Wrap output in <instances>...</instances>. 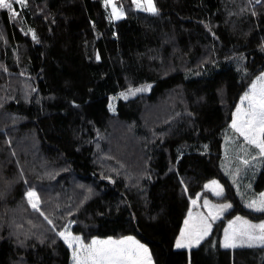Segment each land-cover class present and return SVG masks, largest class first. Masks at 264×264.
Here are the masks:
<instances>
[{"label": "trees", "instance_id": "obj_1", "mask_svg": "<svg viewBox=\"0 0 264 264\" xmlns=\"http://www.w3.org/2000/svg\"><path fill=\"white\" fill-rule=\"evenodd\" d=\"M103 1L0 8V264H71L57 233L68 221L86 241L134 235L155 264H264V246L221 244L228 218L264 219L224 162L233 112L264 70V0H154L155 14L117 0L116 20ZM213 178L232 207L176 248ZM252 186L264 190V157Z\"/></svg>", "mask_w": 264, "mask_h": 264}, {"label": "snow or ice", "instance_id": "obj_2", "mask_svg": "<svg viewBox=\"0 0 264 264\" xmlns=\"http://www.w3.org/2000/svg\"><path fill=\"white\" fill-rule=\"evenodd\" d=\"M13 3L24 4V0H0V8H6L12 11L13 16L16 15L12 9ZM107 5L112 6V18L120 19L123 15L122 9H118L113 0H105ZM138 9L145 12L157 13L153 0H133ZM146 5V6H145ZM33 33V39H35ZM259 84V87H257ZM144 88L135 91H144ZM134 95V92H130ZM127 96H125V99ZM247 107H244V104ZM241 137L244 138L248 145L254 146L259 150V155L264 157V73L257 77V81L253 83L248 91L241 97V104L237 106L233 112V119L230 125ZM248 163L247 160L244 161ZM216 196H221L224 189L221 185L213 180L210 185ZM28 202L32 208L39 211V198L34 191L26 193ZM192 204L196 205L197 201L192 200ZM204 206L209 208L207 216L197 214L198 220H194L192 210H189L188 218L185 220V227L181 230L180 235L175 242L176 248H190L198 245L207 237L212 229V223L228 209L232 207L230 204L209 206V201H204ZM255 211L264 212V193L259 198L253 199L246 205ZM43 214V213H41ZM237 221H241L240 217H236ZM51 223V221H49ZM233 222H230V225ZM242 227L238 229H225V236L222 247L235 248L238 245H247L253 247L257 245L264 246V222L254 225L248 221H241ZM71 222L65 226V231L58 233L64 242L72 249L73 264H151V256L148 248L135 240L133 237H124L123 239L107 240L93 239L91 243L84 244L79 236H73L68 229Z\"/></svg>", "mask_w": 264, "mask_h": 264}, {"label": "rangeland", "instance_id": "obj_3", "mask_svg": "<svg viewBox=\"0 0 264 264\" xmlns=\"http://www.w3.org/2000/svg\"><path fill=\"white\" fill-rule=\"evenodd\" d=\"M133 1V0H132ZM141 2H143V0H141ZM113 3L115 4V6L118 8V9H122L123 11V15L122 17L126 16L127 13H126V10L123 6H121L117 0H113ZM153 3H154V0H153ZM103 5H104V8L106 9L107 11V15H108V18L110 20H116V19H113L112 18V6L111 5H107L105 3V0L103 1ZM155 5V4H154ZM251 5H253V3H251ZM135 8L138 9L136 7V5L134 4ZM146 6V5H145ZM142 10V8L140 9ZM121 17V18H122ZM261 73H264V70L262 72H260L258 75L255 76V78L253 79L252 83L250 84V86L246 89V91H248L250 89V87L253 85L254 82L257 81V77H259L261 75ZM257 87H259V84H257ZM140 88H144L145 90L144 91H148L150 89V85H144V84H140V85H134V86H130L128 88H125L123 90H121L119 93H117L116 95H112L110 97V102H109V107L114 110L115 106H116V103L118 101V99L120 98H123L125 99V96H127V98H130V97H133L139 93H142L144 91H135L136 89H140ZM245 91V92H246ZM130 92H134L135 94L134 95H130L129 93ZM245 92L241 95V97L245 94ZM241 97L237 103V106L241 104ZM236 106V108H237ZM244 107H247V104L245 102L244 104ZM236 108L234 110V112L236 111ZM232 123V121H231ZM244 139V138H243ZM243 139L242 137L235 132L234 129L230 128L229 129V133L227 134V138H226V145H225V152L226 154H224V162H225V173L226 175L230 178V180L233 182L234 184V187H235V191L238 195H242L243 194H246L248 193V191H251V189L253 188V186L250 185L248 179L246 178L245 180H241V176L238 175V176H235L234 175V171L235 170H242V163L243 161L239 159V157H236V155H241V154H248L249 152H251L253 150L252 146L250 145L249 147H246V144L244 145L243 143ZM235 140V141H234ZM255 148V147H254ZM255 153H258L256 151L253 152L251 158L252 160L255 162L256 159H255ZM233 154V155H232ZM217 181L221 187L224 189V186L223 184L217 179V178H213L209 181ZM252 180V179H251ZM208 181V182H209ZM225 193V190L223 191V194ZM222 194V195H223ZM221 195V196H222ZM216 197H220V196H216L214 195L213 193V189L212 188H206L205 187V193L204 194H200L198 195L197 197H195V199H192V200H196L197 201V204L196 205H193L192 204V200H191V210H192V213H193V218L194 220H198V215L197 214H203L204 216H207L208 214V211H209V208L208 207H205L204 206V201L205 200H208L209 201V206H212V205H221V204H230L232 205V202L231 201H228V200H225V201H220L218 199H216ZM245 199V198H244ZM254 199V198H253ZM251 199V201L253 200ZM250 201V202H251ZM247 205V203H246ZM229 210V209H228ZM226 210L222 215L221 217L225 216V213H227ZM254 210V209H252ZM255 211V210H254ZM240 216V218L243 219H246V220H251L250 218L248 217H244L243 215H238ZM188 218V216H187ZM220 220V217L219 219L215 220V222L212 223V225H214L216 222H218ZM253 220V219H252ZM69 222H71V225H70V228L68 229V231H70V233L73 235V236H79L81 237V239L83 240L84 244H89L91 243V241L93 239H98V240H107L109 238L113 239V240H119V239H123L124 237H127V235L125 236H121V237H118V238H114L112 236H109V237H98V236H95V237H92L91 239H89L88 241L84 240L83 236L81 234H77V233H74L72 231V226H73V221H68L66 223V225L69 224ZM235 228L238 229V228H241L243 225L241 224L240 221H237L235 219ZM254 222H257V221H254ZM220 223V222H218ZM225 222H223V224H221V235L223 236V240H224V236H225V229H229L230 230V225L229 224H225ZM65 225V226H66ZM226 225V226H225ZM65 226L62 230L60 231H57V233H60V232H63L65 231ZM184 227H185V224H184ZM183 227V228H184ZM181 233V232H180ZM180 235V234H179ZM129 236H132L134 237L135 240L139 241L140 243L142 244H145L143 242H141L136 236L134 235H129ZM60 237V236H59ZM61 238V237H60ZM63 240V238H61ZM64 241V240H63ZM223 242V241H222ZM67 245V244H66ZM146 245V244H145ZM246 245V244H245ZM68 246V245H67ZM241 245H238L237 247H240ZM243 246V245H242ZM257 246H262V245H257ZM148 247V246H147ZM149 248V247H148ZM150 250V249H149ZM70 251H71V264H73V260H72V249L70 248Z\"/></svg>", "mask_w": 264, "mask_h": 264}, {"label": "crops", "instance_id": "obj_4", "mask_svg": "<svg viewBox=\"0 0 264 264\" xmlns=\"http://www.w3.org/2000/svg\"><path fill=\"white\" fill-rule=\"evenodd\" d=\"M243 138V137H242ZM245 141V140H244ZM252 148H253V150L251 151V152H249L248 154H241V155H236V157H239V159L240 160H242L243 161V163H242V165H241V167H242V170H235L234 171V175L235 176H238V175H240L241 176V180H245L246 178L248 179V181H249V183H250V185L252 186V182L254 181V179H255V177H256V174H257V172L259 171V169H261V165H262V158L263 157H261L258 153H259V150L258 149H256V148H254V146H252ZM254 151H256V152H258V153H255V159H256V161L254 162L253 160H252V158H251V156H252V154H253V152ZM233 155V154H232ZM245 160H247L248 161V163L247 164H245L244 163V161ZM252 176V177H251ZM252 179V180H251ZM210 182L211 181H209V182H207V184L206 185H210ZM209 188H211V187H209ZM261 193H264V190H262V191H255L253 188L251 189V191H248V193H246V194H243L244 195V198H246V201L244 202L245 204L246 203H249L250 201H251V199H257V198H259V196H260V194ZM239 214H237V215H234V216H232V217H230V218H228L227 220H226V223L225 224H229L230 225V222H233L231 225H230V231L231 230H233V229H236L235 228V219H236V217H240V216H238ZM224 217V216H223ZM223 217H221L220 216V219H222ZM245 217V216H244ZM241 221H248L250 224H254V225H258V224H260V223H262V222H264V219H260V220H246V219H243L242 220V218H241ZM240 221V222H241ZM254 221H257V222H254ZM242 224V223H241ZM226 226V225H225ZM212 227H213V225H212ZM212 230V229H211ZM211 232V231H210ZM127 237H129V235H127ZM132 237V236H131ZM134 238V237H133ZM136 239V238H135ZM222 241H223V236L221 235V244H222ZM145 245V244H144ZM146 247H147V245H145ZM196 246V245H195ZM243 246H247V245H243ZM148 248V247H147ZM191 248V247H190ZM190 248H187V249H190ZM233 249V248H232ZM148 250H149V248H148ZM149 254H150V256H151V264H155V262H154V259H153V257H152V254H151V252H150V250H149Z\"/></svg>", "mask_w": 264, "mask_h": 264}]
</instances>
